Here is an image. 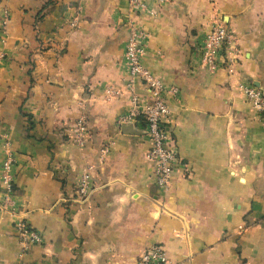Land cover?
<instances>
[{
  "label": "crops",
  "instance_id": "1",
  "mask_svg": "<svg viewBox=\"0 0 264 264\" xmlns=\"http://www.w3.org/2000/svg\"><path fill=\"white\" fill-rule=\"evenodd\" d=\"M146 2L154 16L129 0H0V170L9 154L16 163L0 264H139L153 245L169 264H264V122L241 90L264 93V0ZM130 22L148 36L144 67L178 89L166 125L187 172L176 169L168 194L143 118H126L150 101L138 82L132 104L126 86ZM217 22L234 42L211 72L198 49ZM19 220L40 245L23 250Z\"/></svg>",
  "mask_w": 264,
  "mask_h": 264
},
{
  "label": "built area",
  "instance_id": "2",
  "mask_svg": "<svg viewBox=\"0 0 264 264\" xmlns=\"http://www.w3.org/2000/svg\"><path fill=\"white\" fill-rule=\"evenodd\" d=\"M131 13L134 15L149 14L155 15L150 11L146 0H129ZM154 3L162 7L167 0H153ZM7 15V14H6ZM5 21V20H4ZM77 24L75 19L73 26ZM129 36L125 44L124 61L127 65V89L131 92L132 104L137 105L139 98L134 95V87L139 83L150 92V101L143 110L134 109L126 117L132 119L142 117L145 122V129L151 141V148L148 152V160L153 167L155 185L161 193L168 194L178 168L186 173V166L182 163L178 149L171 138L167 128V119L170 110L166 101L168 95H178V89L166 87L159 79L144 67V58L147 54V34L139 26L130 22ZM234 37L223 22H217L205 34L199 45L200 59L202 66L211 72L224 68V59L228 48L232 46ZM251 108L260 114L264 122V93L253 86H241ZM123 119V121L126 120ZM76 143L79 147H84L86 143L87 127L82 117L76 123ZM106 152V150H104ZM92 168L86 170L80 178L78 194L81 198H87L92 192L91 181ZM16 175V163L12 154H9L1 165L0 183L1 196L0 212H15L14 201V181ZM16 234L19 243L24 251L40 245L43 242L41 234L36 231L28 222L19 220L16 223ZM139 264H169L167 254L160 245H153L145 250L141 255Z\"/></svg>",
  "mask_w": 264,
  "mask_h": 264
},
{
  "label": "rangeland",
  "instance_id": "3",
  "mask_svg": "<svg viewBox=\"0 0 264 264\" xmlns=\"http://www.w3.org/2000/svg\"><path fill=\"white\" fill-rule=\"evenodd\" d=\"M5 20V21H4ZM2 22H1V26H2V29L4 30L5 29V26H6V24H7V17H5V19H4Z\"/></svg>",
  "mask_w": 264,
  "mask_h": 264
}]
</instances>
